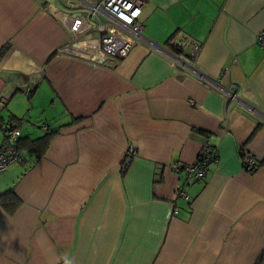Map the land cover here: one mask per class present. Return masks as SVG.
<instances>
[{
  "label": "crops",
  "instance_id": "crops-1",
  "mask_svg": "<svg viewBox=\"0 0 264 264\" xmlns=\"http://www.w3.org/2000/svg\"><path fill=\"white\" fill-rule=\"evenodd\" d=\"M79 1L0 0V118L28 140L51 133L43 155L25 145L0 173V194L17 198L0 204V264H258L264 0H142L143 39L102 63L56 53ZM178 33L202 45L196 70L242 104L172 64ZM205 141L217 162L184 201L172 166L195 163Z\"/></svg>",
  "mask_w": 264,
  "mask_h": 264
},
{
  "label": "built area",
  "instance_id": "built-area-1",
  "mask_svg": "<svg viewBox=\"0 0 264 264\" xmlns=\"http://www.w3.org/2000/svg\"><path fill=\"white\" fill-rule=\"evenodd\" d=\"M81 7L69 9L64 15L65 27L70 34V39L57 49L56 53L68 54L77 58H85L95 62H106L109 59H123L131 49L143 39L144 26L141 22L142 0H80ZM70 8L74 7L69 3ZM69 13V14H68ZM174 41L178 54L171 53L169 58L172 64L185 71L188 75L198 79L201 83L213 85V83L194 67V60L202 45L200 42L187 37L183 33L177 34ZM256 43L264 45V31L255 35ZM229 102L242 104L238 97L235 85L223 87L214 84ZM5 130V140L0 148V173L14 164H23V156L17 142L20 137L18 129H12L9 122L2 124ZM49 124H41V128L47 131ZM196 158V162L183 168L173 165L175 172H183L182 185L177 189L178 198L187 201L188 196L183 190L194 182L206 181L210 172V166L217 162L216 148L205 141ZM136 151L132 146L126 150V155L131 158ZM242 169L250 172L256 166L258 160L252 157L249 151H242ZM177 209H173L176 214ZM264 264V252L259 263Z\"/></svg>",
  "mask_w": 264,
  "mask_h": 264
},
{
  "label": "trees",
  "instance_id": "trees-1",
  "mask_svg": "<svg viewBox=\"0 0 264 264\" xmlns=\"http://www.w3.org/2000/svg\"><path fill=\"white\" fill-rule=\"evenodd\" d=\"M168 46L171 47V51L172 53L178 54L179 51L175 48L174 44L167 42ZM20 120L17 118H10L9 120V124L11 126L12 129H18L19 125H20ZM4 123L3 119L0 118V129L3 131V134L5 136V130L2 127V124ZM51 133H46L44 137L36 139V140H28V138H23L21 135L18 139V144L17 147L19 148V150L21 151L22 147H26L25 145H27L28 147L32 148L34 151H39V153H41L40 155H43V153H45V151L48 148V142L50 139ZM260 166V163L257 162L256 166L254 167L253 170H251L249 173H253L255 172L256 168ZM126 167V166H125ZM10 200L9 204H6L5 202ZM14 200V202L16 201L17 203V198L15 196V194L13 193L12 190H8L6 192H4L3 194H0V204L4 207L7 208V206H12V201Z\"/></svg>",
  "mask_w": 264,
  "mask_h": 264
},
{
  "label": "water",
  "instance_id": "water-1",
  "mask_svg": "<svg viewBox=\"0 0 264 264\" xmlns=\"http://www.w3.org/2000/svg\"><path fill=\"white\" fill-rule=\"evenodd\" d=\"M56 130H54L53 132H55ZM130 159L126 160V164H129Z\"/></svg>",
  "mask_w": 264,
  "mask_h": 264
},
{
  "label": "clouds",
  "instance_id": "clouds-1",
  "mask_svg": "<svg viewBox=\"0 0 264 264\" xmlns=\"http://www.w3.org/2000/svg\"><path fill=\"white\" fill-rule=\"evenodd\" d=\"M67 264H70V262H67Z\"/></svg>",
  "mask_w": 264,
  "mask_h": 264
},
{
  "label": "rangeland",
  "instance_id": "rangeland-1",
  "mask_svg": "<svg viewBox=\"0 0 264 264\" xmlns=\"http://www.w3.org/2000/svg\"><path fill=\"white\" fill-rule=\"evenodd\" d=\"M45 123V122H44ZM48 123V122H47ZM49 124V123H48ZM34 127H36V125L34 126Z\"/></svg>",
  "mask_w": 264,
  "mask_h": 264
}]
</instances>
